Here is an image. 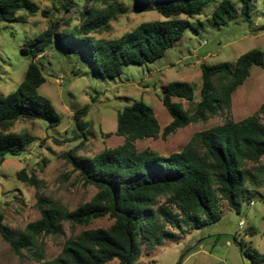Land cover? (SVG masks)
Segmentation results:
<instances>
[{
	"label": "trees",
	"instance_id": "1",
	"mask_svg": "<svg viewBox=\"0 0 264 264\" xmlns=\"http://www.w3.org/2000/svg\"><path fill=\"white\" fill-rule=\"evenodd\" d=\"M21 1L0 0V21L26 22L27 16H17L14 10ZM116 1L94 0L105 9L99 11L92 7L80 12L79 25L60 34L55 33L59 21L51 20L46 31L31 42L34 49L21 50L30 59L23 79L13 92L0 95V165L6 156H19L33 142L26 133L11 132L17 121L41 120L50 128L61 123L51 101L38 92L45 79L35 57L52 38L65 56L79 51L96 78L113 79L121 74L123 66L152 63L162 58L183 37L190 26L189 20L202 15L211 3L217 1L211 13L212 23L225 26L236 14L234 1L241 15L249 19L250 6L256 0H133L139 8L155 11L164 20L142 23L113 41L94 39L91 34L110 30L109 21L116 19L113 8ZM63 8L68 10L65 5ZM27 10L29 15L36 12L33 7ZM263 64V53L258 49L241 55L233 67L227 63H201L199 101L191 112L174 101L192 102L190 84H167L161 88L160 99L171 121L162 131L152 109L142 101L125 107L116 117L115 134L124 139L121 145L105 149L92 158L78 157L74 150L65 154L83 183L96 189L93 198L74 211L37 198L40 217L29 223L19 237L2 223L0 214L2 240L15 254L33 250L38 264H106L113 260L137 264L141 257L140 239L153 249L163 241L179 240L184 229L214 224L219 220L220 201L241 214L239 198L249 176L246 166L257 164L264 156V124L257 115L239 122L228 118L222 125L195 134L193 141L180 152L166 157L149 149L137 151L135 142L156 139L159 135L165 139L188 124L205 122L220 111L229 112L232 94L249 76L250 68ZM85 111L83 108L73 116L78 128L83 126L80 119ZM258 114L264 115V104ZM16 177L37 187L33 174L20 171ZM106 216L113 220L110 227L83 231L65 242L58 259L40 263L43 259L41 236L58 234L63 223L87 226ZM239 250L242 251V245ZM247 257L250 264H264V258L255 252Z\"/></svg>",
	"mask_w": 264,
	"mask_h": 264
},
{
	"label": "rangeland",
	"instance_id": "2",
	"mask_svg": "<svg viewBox=\"0 0 264 264\" xmlns=\"http://www.w3.org/2000/svg\"><path fill=\"white\" fill-rule=\"evenodd\" d=\"M234 3L236 14L225 26L212 23L211 13L217 1L211 3L202 15L189 20L190 26L183 37L162 58L152 63L123 66L121 74L113 79L96 78L79 51L65 56L53 38L43 47L35 57L45 79L38 92L51 101L61 123L50 128L41 120H19L11 130L33 138L19 156H6L0 165V214L2 223L15 237H19L29 223L39 219L37 198L56 202L68 211H74L93 198L96 189L83 183L65 154L74 150L78 157L92 158L105 149L121 145L124 139L115 134L116 117L125 107L142 101L152 109L162 131L171 118L162 106L161 88L171 82L190 84L192 102L174 101L191 112L199 101L201 63H227L233 67L241 55L252 49L260 50L264 59V0L251 4L249 19L241 15L238 3ZM29 7L36 8V12L29 15ZM92 7L99 11L105 9L94 0L88 3L84 0L19 2L14 10L17 16H27L26 22L0 21V95L10 94L21 83L30 60L21 50H33L31 42L46 31L51 20L59 21L56 34L70 31L79 25L80 12ZM113 8L116 19L109 21L110 30L91 34L94 39L113 41L142 23L164 20L155 11L139 8L133 0H117ZM262 104L264 64L250 68L249 76L232 94L229 112L220 111L205 122L188 124L165 139L159 135L156 139L136 141L135 147L137 151L149 149L166 157L180 152L193 141L195 134L222 125L228 118L239 122L257 115L264 124V115L258 114ZM83 108H86L80 119L83 126L78 128L73 116ZM246 170L249 176L239 198L241 214L220 201L219 220L214 224L184 229L179 240L163 241L153 249L140 239L141 257L137 264H250L247 254L252 252L264 258V156L257 164H247ZM20 171L33 174L38 181L37 187L18 180L16 174ZM112 223L107 216L87 226L63 223L58 234L39 238L43 249L40 263L58 259L65 242L83 231L107 229ZM241 245L243 253L239 250ZM38 263L33 250L15 254L0 236V264ZM106 264L120 263L113 260Z\"/></svg>",
	"mask_w": 264,
	"mask_h": 264
}]
</instances>
